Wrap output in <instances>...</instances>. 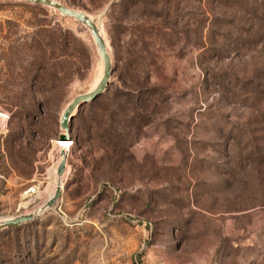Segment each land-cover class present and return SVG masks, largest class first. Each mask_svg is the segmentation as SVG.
<instances>
[{
  "label": "rangeland",
  "instance_id": "rangeland-1",
  "mask_svg": "<svg viewBox=\"0 0 264 264\" xmlns=\"http://www.w3.org/2000/svg\"><path fill=\"white\" fill-rule=\"evenodd\" d=\"M60 1L102 26L115 70L63 134L61 197L0 225V264H264V0ZM143 34L149 81L126 52ZM101 73L81 24L0 0V217L54 195L60 115Z\"/></svg>",
  "mask_w": 264,
  "mask_h": 264
},
{
  "label": "water",
  "instance_id": "water-1",
  "mask_svg": "<svg viewBox=\"0 0 264 264\" xmlns=\"http://www.w3.org/2000/svg\"><path fill=\"white\" fill-rule=\"evenodd\" d=\"M18 2L28 3L35 6H43L49 9L55 10L60 13L63 17L72 19L77 23L81 24L85 27L90 33L92 40L96 46L98 51L100 60L102 62V73L95 83V85L88 92L79 94L71 99L65 108L63 109L60 119L59 125L63 130L62 134H68L69 130L72 127L73 121L76 117V114L80 107L87 103H91L104 94L107 91L108 86L111 82V77L115 70L113 64V50L109 41L105 37L103 32V28L95 18L89 14L88 12L70 7L69 5L61 2L60 0H15ZM119 2V0H113L111 4L106 9L107 11H112L114 4ZM62 159L57 168V175L59 177V181L56 187V191L54 195L37 211L29 215H21L16 217L6 218L0 222V225H15L24 223L27 221H31L41 215L43 212L51 208L57 200L61 197V179L64 175L67 168V156L65 153L61 155Z\"/></svg>",
  "mask_w": 264,
  "mask_h": 264
},
{
  "label": "trees",
  "instance_id": "trees-1",
  "mask_svg": "<svg viewBox=\"0 0 264 264\" xmlns=\"http://www.w3.org/2000/svg\"><path fill=\"white\" fill-rule=\"evenodd\" d=\"M130 1H132V0H130ZM142 36L144 38H141L139 36H135V37L130 38V40L127 42V46H126L127 51L126 52L128 53V56H129V58H128L129 66H131V67L134 66V69L138 70L137 73L140 72V70L142 69L145 73L144 79L149 81V77H150L149 67L153 63V59H151V56L154 55V50L152 49L153 41L150 40L152 38V35H151V37L149 34H143ZM150 59L152 61H150ZM149 61H150V64H149ZM81 137L82 136L80 134H78L75 137L76 142L80 141ZM73 143H75V141H73ZM27 222H30V221H27ZM27 222H24V223H27ZM21 224H23V223L15 224V225H7L5 227H9V226L17 227L18 225H21Z\"/></svg>",
  "mask_w": 264,
  "mask_h": 264
},
{
  "label": "bare ground",
  "instance_id": "bare-ground-1",
  "mask_svg": "<svg viewBox=\"0 0 264 264\" xmlns=\"http://www.w3.org/2000/svg\"><path fill=\"white\" fill-rule=\"evenodd\" d=\"M4 116L5 115L2 116V113L0 112V118H2ZM61 136L64 137L63 139H60L61 140L60 147H61V150H62V154L65 153L67 155L69 153L70 148L72 147V142H68L65 135L62 134ZM61 159H62V157H61ZM58 181H59V177L56 174V177H55L56 187H57ZM61 182H62V179H61ZM4 219H6V218L0 217V222L3 221Z\"/></svg>",
  "mask_w": 264,
  "mask_h": 264
},
{
  "label": "built area",
  "instance_id": "built-area-1",
  "mask_svg": "<svg viewBox=\"0 0 264 264\" xmlns=\"http://www.w3.org/2000/svg\"><path fill=\"white\" fill-rule=\"evenodd\" d=\"M72 143H73V141H72ZM36 192H37V188L35 186H31L25 191V194L26 195H32Z\"/></svg>",
  "mask_w": 264,
  "mask_h": 264
}]
</instances>
